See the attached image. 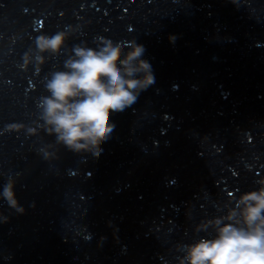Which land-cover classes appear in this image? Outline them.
Masks as SVG:
<instances>
[{
  "label": "clouds",
  "instance_id": "clouds-1",
  "mask_svg": "<svg viewBox=\"0 0 264 264\" xmlns=\"http://www.w3.org/2000/svg\"><path fill=\"white\" fill-rule=\"evenodd\" d=\"M75 31L72 28L38 35L34 48L23 56V67L35 64L40 70L48 56L62 54ZM154 82L142 44L132 42L127 52L121 42L108 38H101L95 48L86 43L74 45L63 69L52 71L45 78L47 95H42L37 103L43 129L55 138L54 144L43 150V156L48 160L57 158V153L48 149L63 146L74 153L87 152L99 158L103 153L101 145L115 132L111 114L132 108L139 93ZM10 127L21 131L26 126ZM26 131L29 135L36 134L35 128ZM15 182L12 177L7 179L0 198L23 213L16 199ZM256 184L259 185L256 190L238 197L228 193L226 214L202 220L195 226L197 233L211 228L215 234L178 244L176 250L183 254L177 257V264H264V178Z\"/></svg>",
  "mask_w": 264,
  "mask_h": 264
}]
</instances>
